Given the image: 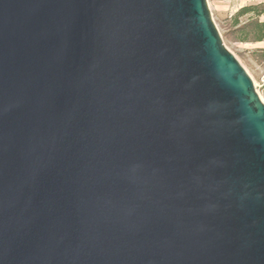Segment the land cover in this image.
<instances>
[{
    "label": "water",
    "instance_id": "95a60500",
    "mask_svg": "<svg viewBox=\"0 0 264 264\" xmlns=\"http://www.w3.org/2000/svg\"><path fill=\"white\" fill-rule=\"evenodd\" d=\"M0 264H264V101L208 0H0Z\"/></svg>",
    "mask_w": 264,
    "mask_h": 264
},
{
    "label": "rangeland",
    "instance_id": "374dc122",
    "mask_svg": "<svg viewBox=\"0 0 264 264\" xmlns=\"http://www.w3.org/2000/svg\"><path fill=\"white\" fill-rule=\"evenodd\" d=\"M208 3L224 44L248 72L264 101V41H240L239 29L249 15L240 17L239 24H236V12L230 16L224 14V9L217 8L212 0H208Z\"/></svg>",
    "mask_w": 264,
    "mask_h": 264
},
{
    "label": "trees",
    "instance_id": "16d2710c",
    "mask_svg": "<svg viewBox=\"0 0 264 264\" xmlns=\"http://www.w3.org/2000/svg\"><path fill=\"white\" fill-rule=\"evenodd\" d=\"M264 14V3L250 4L241 7L234 15V22L239 24V18L249 15L242 24L238 39L240 41H264V20L260 17Z\"/></svg>",
    "mask_w": 264,
    "mask_h": 264
},
{
    "label": "crops",
    "instance_id": "0c3cea01",
    "mask_svg": "<svg viewBox=\"0 0 264 264\" xmlns=\"http://www.w3.org/2000/svg\"><path fill=\"white\" fill-rule=\"evenodd\" d=\"M217 8L224 9V14H229L230 16L237 12L241 7L250 5L264 3V0H212ZM261 20H264V14L261 16Z\"/></svg>",
    "mask_w": 264,
    "mask_h": 264
},
{
    "label": "built area",
    "instance_id": "2783aa9c",
    "mask_svg": "<svg viewBox=\"0 0 264 264\" xmlns=\"http://www.w3.org/2000/svg\"><path fill=\"white\" fill-rule=\"evenodd\" d=\"M256 87V86H255ZM258 91V90H257ZM259 93V92H258Z\"/></svg>",
    "mask_w": 264,
    "mask_h": 264
}]
</instances>
